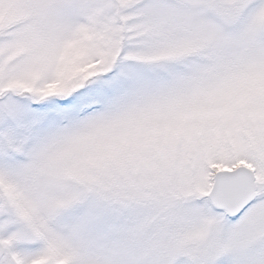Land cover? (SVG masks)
<instances>
[{"label":"snow or ice","instance_id":"1","mask_svg":"<svg viewBox=\"0 0 264 264\" xmlns=\"http://www.w3.org/2000/svg\"><path fill=\"white\" fill-rule=\"evenodd\" d=\"M0 264H264V0H0Z\"/></svg>","mask_w":264,"mask_h":264}]
</instances>
